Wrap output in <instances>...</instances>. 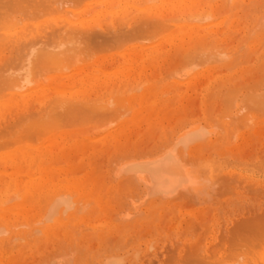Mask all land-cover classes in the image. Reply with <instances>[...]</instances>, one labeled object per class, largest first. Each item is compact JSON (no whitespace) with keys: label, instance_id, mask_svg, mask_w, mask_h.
Wrapping results in <instances>:
<instances>
[{"label":"rangeland","instance_id":"1","mask_svg":"<svg viewBox=\"0 0 264 264\" xmlns=\"http://www.w3.org/2000/svg\"><path fill=\"white\" fill-rule=\"evenodd\" d=\"M155 1L148 6L159 3ZM212 1L215 4L216 0ZM70 2L67 6L79 13L103 1ZM109 2L105 0L101 8L106 10ZM219 3L207 11L216 13L215 32L198 41H186L185 37L183 42L187 46L181 49L176 47L177 40L170 41V31L159 33V23L153 22L157 17L152 19L142 12H134L133 19L128 17L127 25H121L122 20H114L117 23L114 25L112 13L116 8L102 9L106 12L104 19L110 17L99 22L95 16L97 26L93 25L96 30L93 29L98 34L101 32L100 36L91 30L97 38L89 41L84 38V42L79 40L83 42L81 46L74 45L80 48H76L79 52L82 50L76 54L82 58L81 61L77 58L79 64L72 61L75 63L72 66L71 58L61 70L58 69L63 66L54 68L58 73H50L45 70L53 65L43 62L41 74H49V79L46 77L44 82L40 77L37 81L38 75H35L37 82L28 87L51 83L54 89L52 85L58 84L54 92L48 86L44 87L46 90L42 87L41 94L45 97L60 96V89L68 87L67 90L72 89L70 92L78 93L77 102L81 105L73 103L69 108L47 112L42 109L36 115L41 120L36 118L32 122L35 125H30L31 131L27 132L26 126L18 121L24 109L19 108L21 112L10 103L12 100L0 97V106L5 108L0 107V114H4L0 115V184L7 185L13 177L23 183L40 182L39 191L33 194L23 188H20L22 194L19 189L0 194V228L4 229L0 237L5 240L0 243V264H104L106 258L116 256L122 258L121 264L261 263L259 254H264V0H239L235 8H231L232 0ZM89 8L90 15H96L101 9ZM164 10L163 15L170 12L171 18L182 15L179 9ZM199 11V15L206 14ZM183 14L188 16L189 12ZM44 16L29 23L49 21L50 17ZM211 21L214 22L213 19L208 22ZM17 53L20 52L15 48L6 50L7 56L2 58L0 66L6 65L9 59L10 63ZM140 53L142 58L138 56ZM223 54L226 57H217ZM75 69L78 70L74 74ZM137 75L143 76L141 81L136 80ZM87 77H93L94 81L89 83ZM106 81L108 84L103 83ZM37 121L43 124L39 129ZM192 127L211 132L202 140L189 143L186 149L179 146L176 150L190 170L198 173L203 184L179 189L168 197H144L147 192L143 183L120 168L131 160L164 152L181 133ZM21 149L30 152L35 162L12 157ZM16 193L21 197L13 196L4 205ZM56 195L71 201L67 203L69 200L65 199L58 212L74 205L65 214L60 212V216L57 212L51 217L49 206Z\"/></svg>","mask_w":264,"mask_h":264},{"label":"bare ground","instance_id":"2","mask_svg":"<svg viewBox=\"0 0 264 264\" xmlns=\"http://www.w3.org/2000/svg\"><path fill=\"white\" fill-rule=\"evenodd\" d=\"M63 1V2H62ZM0 0V61H2V58L9 55H4V52H6V50H10V49H16L17 53L15 58H11V62L9 63V61L7 62L6 59V65L0 66V97L3 100L2 97H7L9 100H12L10 103H12L15 108L17 107L22 108L23 113H20V118H19V123H22L23 125L26 126V131L28 132V130L31 131V127L30 125H35L34 123H32L33 121L36 122L37 118L36 115L39 114V112L43 109V111H55L57 109H63L66 107H71L73 106V103H75V105H81V103L79 104V101L77 102V96L78 93L76 92H70V90L72 91V89H69L68 87H66L64 90L63 88L60 89L61 90V95L57 96V95H53L52 96H47V94H51L50 92L46 94L47 97L44 96V94H41V85L36 86V87H32V88H28L30 86H32L35 83V79L38 78L39 80L40 77H42L43 79H46V77L49 75L46 73V75H42L41 72L42 67H40L41 63H45L47 62V65H50L52 67L48 68V72H57L58 70H61V68H64L63 65L67 64L68 61L71 59V61H69L71 63V65L73 66V64H77V58H79V61H81V57L79 54V57L76 55L77 51L79 52L80 48L78 45L82 44L84 42V40L88 39L87 41H89V39H95L97 37H95L98 34L95 30L94 27H96L97 25V21L95 19V16L97 17V20L99 22L103 21L104 19V14L106 13L105 11H108V8L111 9H115V11L112 13V16L115 17V19L113 18L112 23H114L116 20L117 21H121L123 22V24L121 25H127L128 23H130V18L133 19L132 14H135L136 12H141L143 13V15H148L150 17H157V19L159 18V21L157 19L154 18L155 24L157 25V23H159L157 25V29H159V33H163V32H167L170 31L168 33L170 41L173 40H177L178 41V45H176L177 48H183L186 47L187 45L184 44L183 41H185V37H186V41L189 40L191 41H198L199 39H203L202 37L204 36H209L212 35L215 31H213L214 28H216V22L215 18H216V13L212 14L210 11L209 13L207 11L212 10L216 7H218V3H222L224 0H216L215 4L213 3L212 0H156L159 1V3H157L156 5L153 6H148L149 3L155 1V0H109L110 2L107 3L108 7L105 10L104 8H101L102 3L105 0H99V2H102L100 4H98L97 6L95 5H90L89 7L93 6L96 8H101L100 10H98V12L95 14L90 15L91 11L90 8L88 7L87 10H84V12H75L73 11V9H70V5L69 2L71 0ZM76 1V0H75ZM78 2H80V0H77ZM92 1V0H91ZM94 1V0H93ZM155 1V2H156ZM229 1V0H227ZM239 0H232V7L231 8H235L237 7V3ZM81 2H86V0H81ZM97 2V0H96ZM107 2V1H106ZM105 2V4H106ZM218 2V3H217ZM71 3V2H70ZM95 3V2H92ZM219 3V4H220ZM227 5V3H226ZM34 6V8L32 7ZM104 6V5H102ZM33 8V9H31ZM164 8H171V11H173V9L175 10H180L179 12L182 13V15L180 14V16H176V17H168L170 16V12L168 13L167 16L163 15V12L165 11ZM227 8V7H226ZM102 9H104L105 11H103ZM118 9V11L116 12V10ZM33 10V11H32ZM162 10H164L162 12ZM167 10V9H166ZM174 10V11H175ZM203 10L202 12L205 11V13L208 15H199L198 11ZM110 11V10H109ZM199 11V12H200ZM225 11H227L225 9ZM96 12V11H94ZM135 12V13H134ZM166 12V11H165ZM185 12H189L188 16L184 15L183 13ZM222 13V12H221ZM109 14H111L109 12ZM210 14V15H209ZM49 16L50 19L49 21H44L42 23H33L34 20H39V17L43 16ZM89 15L91 16V18H88ZM94 15V17H92ZM44 16V17H45ZM148 16H146V18H148ZM110 16H107V19ZM139 17V16H138ZM213 19V21H211L212 23H209V19ZM104 19V20H107ZM125 19V22H124ZM231 19V18H230ZM33 20V22H30ZM142 20V19H141ZM150 19H148L149 21ZM220 20V19H219ZM110 21V20H109ZM157 21V22H156ZM93 22V23H92ZM142 22V21H141ZM152 22V23H153ZM117 25V23H114V25ZM120 24V23H119ZM206 24V26H204ZM96 25V26H93ZM99 25V24H98ZM103 25V24H102ZM120 25V26H121ZM146 25V24H145ZM208 25V27H207ZM218 25V24H217ZM235 25V24H234ZM104 26V25H103ZM123 26H121V31H123ZM258 26V25H257ZM119 27V26H118ZM143 27V26H142ZM141 27V28H142ZM95 30H94V29ZM105 28V26L103 27ZM120 28V27H119ZM140 28V27H139ZM231 28V27H230ZM229 28V29H230ZM233 28V27H232ZM117 29V28H116ZM115 29V30H116ZM144 29V28H143ZM206 31H203V30ZM223 30V27L221 28ZM97 33L95 34V36L93 35V32ZM108 30V28L106 29ZM114 30V32H115ZM120 30V29H119ZM98 31V30H97ZM141 31V30H140ZM219 31V30H218ZM217 31V32H218ZM92 32V34H91ZM110 32V31H109ZM129 32V31H128ZM132 32V31H131ZM137 32V31H136ZM108 33V31L106 32ZM110 34V33H109ZM112 34V33H111ZM104 35V34H102ZM106 35V34H105ZM104 35V36H105ZM162 35V34H161ZM159 36V34L157 35ZM90 37V38H89ZM111 37V36H110ZM156 37V36H155ZM168 37V36H166ZM85 38V39H84ZM130 38V37H129ZM147 38V36H146ZM83 39V40H81ZM99 39V38H98ZM102 39V36L100 38V40ZM121 40V38H119ZM205 39V38H204ZM83 42H81V41ZM85 40V41H86ZM99 40V41H100ZM114 40V39H113ZM81 43H79V42ZM98 41V40H97ZM106 41V40H105ZM110 42V40H108ZM107 41V43H108ZM204 42V40H201ZM77 43V47H75L74 45H76ZM90 43V42H89ZM100 43V42H99ZM194 43V42H193ZM254 43V42H253ZM92 44L93 41H92ZM109 44V43H108ZM107 44V45H108ZM175 44V43H174ZM81 46V45H80ZM85 46V45H84ZM88 46V45H86ZM94 46V45H93ZM106 46V45H105ZM173 46V45H172ZM174 46V48H176ZM79 49V50H76ZM88 48V47H87ZM160 49V48H159ZM200 49V48H199ZM87 50V49H86ZM114 50V49H113ZM162 50V49H161ZM183 50V49H182ZM195 50V49H194ZM82 51V50H81ZM80 51V52H81ZM191 51V50H190ZM79 52V53H80ZM84 52V51H83ZM86 52V51H85ZM89 52V50H88ZM87 52V53H88ZM141 52V50H140ZM90 53V52H89ZM189 53V52H188ZM191 53V52H190ZM195 53V52H194ZM199 53V52H198ZM11 54V53H10ZM14 54V53H13ZM84 54V53H83ZM92 54V53H91ZM147 54V53H145ZM209 54V53H208ZM211 54V53H210ZM225 54V53H224ZM220 55L217 57H221L224 56L226 57V55ZM15 55V54H14ZM71 55L73 57H71ZM134 55H137L134 54ZM141 55V57H140ZM212 55V54H211ZM10 56V55H9ZM12 56V55H11ZM10 56V57H11ZM140 58H142V54L140 53L138 55ZM137 56V57H138ZM138 57V58H139ZM143 57H144V53H143ZM146 57V56H145ZM144 57V58H145ZM192 57V55H191ZM7 58V57H6ZM137 58V59H138ZM139 58V59H140ZM185 58V57H184ZM196 58V57H195ZM4 59V58H3ZM69 59V60H68ZM148 59V58H147ZM146 59V60H147ZM66 60V61H64ZM142 60V59H141ZM4 61V62H5ZM72 61H76L75 63ZM135 61V60H134ZM143 61V60H142ZM18 62V63H16ZM139 62V61H138ZM9 63V64H8ZM44 63L41 64V66L44 67ZM81 63V62H80ZM1 64V63H0ZM14 64V65H13ZM46 64V63H45ZM79 64V62H78ZM143 64V63H141ZM9 65V66H8ZM71 65H69L68 69L71 67ZM139 65V64H138ZM59 66H63V67H59ZM187 66V65H186ZM59 69L55 71L54 68H58ZM67 67V65H66ZM65 67V68H66ZM53 68V69H51ZM130 68V67H128ZM186 68V67H185ZM191 68V67H190ZM46 69V67H45ZM51 69V70H50ZM67 69V70H68ZM78 69H75L73 72L75 74V72ZM143 70V69H142ZM141 70V71H142ZM193 70V69H192ZM66 71V70H65ZM125 71V70H123ZM59 72V71H58ZM57 72V73H58ZM72 72V71H71ZM103 72V71H102ZM121 75L123 76V73L121 71H119ZM253 72V71H252ZM202 73V72H201ZM42 76H41V75ZM68 74V73H67ZM73 74V76H74ZM127 74V73H126ZM210 74V73H209ZM2 75H6L4 77H2ZM35 75H38V77ZM60 74H58L57 76H59ZM63 75V74H62ZM61 75V77H62ZM79 75V74H78ZM87 75V74H86ZM55 76V75H54ZM52 76V77H54ZM66 76V74L64 75ZM63 76V77H64ZM88 76V75H87ZM91 76V75H90ZM118 76V74H117ZM128 76V75H127ZM138 76V75H137ZM140 76V75H139ZM138 76V77H139ZM45 77V78H44ZM50 77V75H49ZM135 79L141 81V78L143 77H139L140 79ZM224 77V76H223ZM77 78V77H76ZM130 78V77H128ZM184 78V77H183ZM47 79H49L47 77ZM46 79V80H47ZM60 80L62 78H59ZM86 79V77L84 78ZM100 79V78H99ZM133 79V80H135ZM144 79V78H143ZM142 79V80H143ZM260 79V78H259ZM45 80V81H46ZM56 80V78H55ZM80 80V78H79ZM92 80L94 81L93 77H87V81L92 82ZM103 80V79H102ZM105 80V79H104ZM107 80V79H106ZM132 80V81H133ZM135 80V81H136ZM212 80V79H211ZM261 80V79H260ZM36 81V82H37ZM44 81V80H43ZM44 81V82H45ZM58 81V79H57ZM62 81V80H61ZM85 81V82H87ZM96 81V80H95ZM133 81V82H135ZM43 82V83H44ZM67 82V81H66ZM84 82V80L82 81ZM102 82V81H101ZM209 82V81H208ZM234 82V81H233ZM50 83V82H49ZM54 83V81H53ZM65 83V82H64ZM63 83V84H64ZM69 83V82H68ZM76 83V82H75ZM99 83V82H98ZM108 84V81L103 82ZM179 83V81H178ZM181 83V82H180ZM51 84V83H50ZM48 84L47 86L50 88V91L54 92V89L56 88V86L58 87V84L55 85V83L52 85V87L54 89L51 88V85ZM62 84V85H63ZM146 84V83H145ZM144 84V85H145ZM207 84V82H206ZM43 85V84H42ZM67 85V84H66ZM70 85V84H69ZM72 85V84H71ZM150 85V84H149ZM152 85V84H151ZM47 86H44L47 88ZM68 86V85H67ZM85 86V85H82ZM203 86V85H202ZM259 86V85H258ZM40 87V88H39ZM43 87V88H44ZM86 88V87H85ZM83 88V89H85ZM45 89V88H44ZM80 89V88H79ZM90 89V87H89ZM92 89V88H91ZM121 89V88H120ZM148 89V88H147ZM151 89V87H150ZM236 89V88H235ZM46 90V89H45ZM76 90V89H73ZM78 90V89H77ZM88 90V89H87ZM64 91V93L62 92ZM66 91V92H65ZM80 91V90H78ZM77 91V92H78ZM86 91V90H84ZM83 91V92H84ZM91 91V90H89ZM120 91V90H119ZM200 91V90H199ZM3 92V93H2ZM57 93V91H55ZM58 93H60V91H58ZM79 94H81L79 92ZM88 95H90V93H88ZM99 95V94H98ZM164 95V94H163ZM88 97L87 95H83V97ZM82 97V98H83ZM93 97V96H92ZM80 98V97H79ZM78 98V99H79ZM121 98V97H120ZM7 99V100H8ZM5 100V99H4ZM5 100V101H7ZM101 100V99H100ZM103 100V99H102ZM124 100V98H123ZM130 100V99H129ZM35 102L34 104L32 102ZM86 101V99H85ZM90 101H93L90 99ZM107 102V101H106ZM113 102V101H111ZM115 102V101H114ZM131 102V101H130ZM190 102V101H189ZM6 102H4V106H6L8 109L9 107L7 105H5ZM32 103V105L30 104ZM199 103V102H198ZM243 103V102H242ZM2 104V103H1ZM11 104V106H12ZM83 104V103H82ZM87 104V101L86 103ZM89 104V103H88ZM92 104V103H91ZM126 104V103H125ZM111 104H109L110 106ZM113 105V104H112ZM1 107V106H0ZM13 107V106H12ZM119 107V106H118ZM197 107V106H196ZM264 107V106H262ZM4 108V107H1ZM13 107V109H15ZM73 108V107H72ZM81 108V107H80ZM84 108V107H83ZM86 108V107H85ZM92 108V107H91ZM94 108V107H93ZM92 108V109H93ZM106 108V107H105ZM26 109V110H25ZM75 109V107H74ZM98 109V107H97ZM101 109V108H100ZM108 109V108H107ZM126 109V108H124ZM1 110V109H0ZM5 110V108H4ZM12 110V109H11ZM10 110V111H11ZM20 110V109H19ZM18 110V111H19ZM22 110H20L22 112ZM88 110V108H87ZM102 110V109H101ZM114 110V109H113ZM225 110V109H224ZM255 110V109H254ZM7 111V110H6ZM9 111V110H8ZM14 110H12L13 112ZM33 111H36L35 113ZM59 111V110H58ZM57 111V112H58ZM71 111V110H70ZM77 111V109L75 110ZM74 111V112H75ZM99 111V110H98ZM117 110H115L116 112ZM241 111V110H240ZM261 111V110H260ZM15 112V111H14ZM67 112V111H66ZM69 112V111H68ZM67 112V113H68ZM91 112V109H90ZM101 112V111H100ZM105 112V111H104ZM113 112V113H115ZM125 112V111H123ZM254 112V111H253ZM6 114H8L7 112H4ZM84 113V112H83ZM93 113V112H92ZM212 113V112H211ZM47 114V113H44ZM57 114V113H55ZM74 114V113H73ZM91 114V113H90ZM95 114V113H94ZM104 114V113H103ZM102 114V115H103ZM111 114V113H110ZM117 114V113H116ZM120 114V113H118ZM117 114V115H118ZM1 115V114H0ZM4 115V114H3ZM1 115V117L3 116ZM43 115V114H42ZM64 117V114H62ZM72 115V114H71ZM80 115V114H79ZM86 115V114H85ZM96 115V114H95ZM108 115V114H107ZM116 115V116H117ZM122 115V113H121ZM49 116V115H46ZM60 116V114H59ZM67 116V115H66ZM69 116V115H68ZM78 116V115H77ZM87 116V115H86ZM89 116V115H88ZM239 116V115H238ZM261 116V115H260ZM95 117V116H93ZM103 117V116H102ZM111 117V116H110ZM119 117H121L119 115ZM37 118V119H36ZM60 118V117H59ZM67 118V117H66ZM73 118V116H72ZM118 118V117H117ZM123 118V117H122ZM121 118V119H122ZM237 118V117H236ZM260 118V117H259ZM43 119V118H42ZM53 119V118H52ZM234 119V117H233ZM41 120V119H40ZM38 120V121H40ZM79 120V119H78ZM94 120V118H93ZM97 120V119H96ZM236 120V119H235ZM37 121V122H38ZM47 121V120H46ZM50 122V120H48ZM60 121V120H59ZM74 121V120H73ZM239 121V120H236ZM17 122V121H16ZM45 122V121H44ZM43 122V123H44ZM220 122V121H219ZM12 123V122H11ZM18 123V122H17ZM32 123V124H31ZM39 124H37L36 128H40L43 124H40V122H38ZM62 123V122H61ZM64 123V122H63ZM104 123H106L104 121ZM71 124V123H70ZM95 124V123H94ZM100 124V123H99ZM46 125V124H45ZM59 125V124H58ZM19 126V125H18ZM17 126V127H18ZM28 126V127H27ZM50 126V125H47ZM61 126V125H60ZM242 126V125H241ZM55 127V126H54ZM222 127V126H221ZM239 127V126H238ZM13 128V127H12ZM21 128V127H20ZM18 128V129H20ZM38 128V129H39ZM46 128V127H44ZM42 130V129H40ZM186 130V129H185ZM4 131V130H3ZM37 131V129L35 130ZM13 132V131H12ZM39 132V131H38ZM45 132V131H44ZM211 131L210 130H205L203 128H199V127H192L190 128L188 131L183 132L179 135V137L177 138V140L175 141V143H173V146L167 148V150H165L162 153L156 154L154 156L151 157H146V158H142V159H135V160H131L127 163H125L121 169V171L123 170L125 173H131L135 176H137V178L143 183V187H145V191L147 192L146 194H144V197H168L173 195L175 192H177L179 189H185L188 186H193V187H197L202 181L200 180V176L196 174H194L191 170L190 167L188 165L185 164V162L181 159V156L178 154L177 152V147L181 146L184 147L186 149V146L196 140H202L205 136H207V134H209ZM31 133V132H30ZM33 133V131H32ZM42 134V132L40 133ZM109 134V133H108ZM232 134V133H231ZM6 135V133H5ZM37 136L40 135L38 133H36ZM171 135V134H170ZM19 136V135H18ZM231 136V135H230ZM3 137V136H2ZM5 137V136H4ZM31 137V136H30ZM36 137V136H35ZM37 138V137H36ZM42 138V137H41ZM15 141V138H13ZM4 141V140H3ZM9 141V140H8ZM18 141V140H17ZM16 141V142H17ZM15 142L14 145H16L17 143ZM24 142V141H23ZM7 143V141H6ZM8 145V144H7ZM5 145V146H7ZM13 145V144H11ZM9 145V146H11ZM13 147V146H12ZM4 149V148H3ZM26 151V150H25ZM24 150H19L17 151V155H13L12 157H16V159L18 160H23V162H28L27 159H29L30 163H34L35 160L32 157V154L30 152H25ZM52 155V154H51ZM43 157V156H42ZM15 160V158H14ZM17 164V162H15ZM20 164V163H19ZM23 165V164H22ZM34 165V164H33ZM42 165V164H41ZM40 165V166H41ZM121 167V166H119ZM118 172V171H117ZM123 172V173H124ZM119 173V172H118ZM49 175V174H48ZM126 175V174H125ZM26 176V175H25ZM45 176V175H43ZM28 177V176H27ZM49 178V176H46V178ZM16 179V180H13ZM12 180H10L11 182H9L7 185L5 184L4 186L2 185V183L0 184V186H2L3 188H1L0 194L3 193V195L13 189H19L23 188L24 191H28L29 193L33 194L35 192L39 191V186H40V182L38 183H23L21 182V180L19 181V179L17 180V178L13 177ZM50 181V180H48ZM1 182V180H0ZM46 183V182H45ZM48 183V182H47ZM203 184V183H201ZM221 184V183H220ZM72 186V185H71ZM201 186V185H200ZM5 187V188H4ZM76 190L79 191V189L75 188ZM202 189V186H201ZM22 190V189H21ZM72 190V187H71ZM70 190V191H71ZM86 190V189H85ZM15 191V190H14ZM19 193V194H20ZM81 193V192H80ZM22 194V193H21ZM20 194V195H21ZM77 194V193H75ZM100 194V193H98ZM54 195V194H53ZM232 195V194H231ZM18 199L19 195H17V193L15 195H11V199L8 197V199L3 202L5 203L4 205H6V203L10 200H13L14 198ZM52 196V195H51ZM57 196V195H56ZM67 196V195H66ZM4 197V196H3ZM143 197V198H144ZM49 198V197H48ZM69 198V197H68ZM142 198V199H143ZM45 199V198H44ZM67 203L71 202L70 199H67V197L64 196H57L55 197L52 201V203L50 204V208L49 211L51 214V217L54 216L57 212L58 209L60 208V206L62 207V205H64L66 202ZM26 200H28V197L26 198ZM25 200V201H26ZM49 202V201H48ZM141 202V200L139 201ZM143 202V200H142ZM133 203V202H132ZM73 204V203H72ZM2 205V204H1ZM68 206H70V204H66ZM74 205V204H73ZM72 205V206H73ZM70 206V207H72ZM70 207H64L65 209H63L62 211H59L58 213H63L65 214V212L67 210H69ZM63 208V207H62ZM103 208V207H102ZM136 208V207H135ZM9 209V208H8ZM1 212V211H0ZM11 212V211H10ZM60 213V216H61ZM21 214V213H20ZM28 215V214H27ZM25 215V217L27 216ZM0 216H2L0 214ZM50 216V215H49ZM120 216V215H119ZM48 217V214H47ZM51 217L49 219H51ZM125 217V216H124ZM10 218V217H8ZM56 218V217H55ZM62 218V217H61ZM5 219V216H4ZM3 219V220H4ZM27 219V218H26ZM31 219V217H30ZM33 219V216H32ZM31 219V220H32ZM125 219V218H124ZM44 221V220H43ZM5 222V221H4ZM12 222V221H11ZM15 222V221H14ZM27 222H29L27 220ZM84 223V222H83ZM9 224V222H8ZM15 224V223H14ZM19 227V225H18ZM23 228V227H22ZM80 228V227H79ZM83 228V227H82ZM45 229V228H44ZM43 229V232H44ZM77 229V228H76ZM257 229V228H256ZM3 228H0V235H2L3 233ZM254 230V229H253ZM50 231V230H48ZM77 231V230H75ZM7 232V231H6ZM34 232V230H33ZM53 232V231H52ZM4 234V233H3ZM34 234V233H32ZM53 234V233H52ZM76 234V233H74ZM32 236H30L31 238ZM63 237H65L63 235ZM202 237V236H201ZM28 238V237H27ZM13 239V237H12ZM15 239V238H14ZM20 239V238H19ZM23 239V238H22ZM26 239V238H25ZM29 239V238H28ZM26 239V240H28ZM18 240V239H15ZM5 240L3 238L0 237V243H3ZM12 241V240H11ZM14 241V240H13ZM19 241V240H18ZM22 241V240H21ZM24 241V240H23ZM29 241H31L29 239ZM224 241V240H223ZM257 242V241H256ZM253 243V241H252ZM126 244V243H125ZM257 244V243H256ZM260 244V243H259ZM29 245V243H27L24 246ZM198 245V244H196ZM215 245V244H214ZM264 245V244H262ZM17 246V245H16ZM176 246V245H174ZM178 246V245H177ZM194 247V246H193ZM177 248V247H176ZM261 248V244L258 250H260ZM10 249V248H9ZM39 249V248H37ZM218 249V248H217ZM75 250V249H74ZM186 250V249H185ZM262 250H264V248H262ZM8 251V250H7ZM39 251V250H38ZM63 252V251H62ZM77 252V251H76ZM264 253V252H262ZM65 254V253H64ZM249 254V253H248ZM245 255V254H244ZM262 255L261 257V263L260 264H264V254H259ZM51 256V255H50ZM169 257V256H168ZM199 257V256H198ZM60 258V257H59ZM72 258V257H71ZM200 258V257H199ZM259 258V257H258ZM257 258V259H258ZM3 259V258H2ZM1 259V260H2ZM176 259V258H175ZM12 260V259H10ZM57 260V259H56ZM173 260V259H172ZM181 260V259H180ZM52 261V260H51ZM60 261V260H59ZM67 261V260H66ZM122 261V258L120 257H108L106 258L104 264H121L120 262ZM182 261V260H181ZM249 261V260H248ZM63 262V261H62ZM65 262V261H64ZM68 262V261H67ZM123 262V261H122ZM188 262V261H187ZM224 262V261H223ZM242 262V261H241ZM49 263V262H48ZM56 263V262H55ZM66 263V262H65ZM225 263V262H224ZM255 263V262H254ZM54 264V263H52ZM67 264V263H66ZM233 264V263H232ZM235 264V263H234ZM238 264V263H236ZM258 264V262H257Z\"/></svg>","mask_w":264,"mask_h":264}]
</instances>
